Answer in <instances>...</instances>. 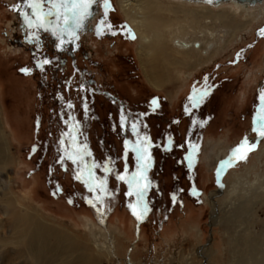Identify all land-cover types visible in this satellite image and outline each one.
<instances>
[{
  "label": "rangeland",
  "instance_id": "1",
  "mask_svg": "<svg viewBox=\"0 0 264 264\" xmlns=\"http://www.w3.org/2000/svg\"><path fill=\"white\" fill-rule=\"evenodd\" d=\"M16 1L0 0V264H32L30 255L16 252L24 229L14 219L33 211L102 250L104 255L92 251L95 264H258L264 257V137L257 139L252 120L264 88V36L258 34L264 28V0H241L258 6L255 18L243 16L248 22L240 28H224L215 20L212 58L186 72L173 71L168 91L152 87L139 67L136 35L119 0H112L108 15L122 33L100 38L90 26L76 30L75 38L65 32L67 42L49 47L47 54L17 42L27 26ZM157 1L176 9L169 16L184 21L189 17L182 10L191 8L200 13L209 8L212 15L224 10L239 18L231 0ZM91 8L94 13L96 4ZM193 31L179 33L201 36ZM29 32L43 45L50 30ZM45 57L51 62L41 71L35 63ZM194 87H207V95L185 113ZM69 114L73 119L66 124ZM245 136L255 148L217 177L219 161ZM138 137L151 142L146 175L152 182L145 196L150 211L139 222L128 207L136 197L127 196L129 186L116 179L137 170L132 145ZM185 140L199 145L191 168L184 160L187 145L178 147ZM84 146L91 153L85 163L97 165L92 173L106 179L111 193L103 196L100 214L84 199L94 193L75 178L79 161L60 162L64 149Z\"/></svg>",
  "mask_w": 264,
  "mask_h": 264
},
{
  "label": "bare ground",
  "instance_id": "2",
  "mask_svg": "<svg viewBox=\"0 0 264 264\" xmlns=\"http://www.w3.org/2000/svg\"><path fill=\"white\" fill-rule=\"evenodd\" d=\"M244 1L231 0V6L239 11V18H236L234 14L223 12L224 10L212 15L209 8L201 13L197 9L191 8L182 10L183 15L189 17L187 21L177 17L173 18L174 15L173 17L169 16V13L177 12L176 9L163 7L157 0H119L118 5L126 22L136 35L137 58L145 78L152 87L168 91L173 71L186 72L212 58L214 44L209 38L211 37L210 29L215 20H218L224 28H240L243 26L241 22L245 24L248 22L243 21V16L255 18L253 9L255 10L258 5L251 6L249 2ZM221 3L223 2H219V4ZM93 17V14L88 17V26L93 23ZM187 28L194 29L193 33H201V36L196 34L184 38L185 36L183 37L179 32ZM208 31L210 32L208 33ZM179 54L182 56L178 57ZM187 74L189 73L187 72ZM0 166L2 165L0 164ZM231 192L229 190L228 194ZM252 194V197L255 194L257 199L260 197V194H257L255 190ZM11 206L14 207V205ZM35 213L34 211L33 213H24L22 216L19 215L20 217H17L16 220L14 219L15 223H19L24 229V232L20 234V240H18L17 253L30 255L32 264H95L96 255L92 253L95 250L93 245L90 246L80 237L70 236L65 233L66 231L60 229L61 227L56 228L50 223L48 224ZM76 251L79 254L72 261L70 257ZM95 251L104 255L102 250L96 249ZM43 258L47 261L44 260V262ZM110 259L111 257L108 260ZM258 264H264V257Z\"/></svg>",
  "mask_w": 264,
  "mask_h": 264
},
{
  "label": "snow or ice",
  "instance_id": "3",
  "mask_svg": "<svg viewBox=\"0 0 264 264\" xmlns=\"http://www.w3.org/2000/svg\"><path fill=\"white\" fill-rule=\"evenodd\" d=\"M42 2L43 0H22L23 5L27 6V8L31 9V15L24 8L21 7L20 3H17L15 7L19 10L20 15L24 18V23L29 29L32 28H44L45 30L51 29L53 35H58L57 29H59V42L56 44V47L59 49L63 46L65 41L63 38V34L66 32L67 35L71 38H75L76 30L82 29L84 27V22L87 17L91 14L89 9L92 4L96 2V0H72L71 8L67 5V0H61L60 4L56 3V0H49V3L52 4V7L49 8L47 13L42 11ZM208 2H212V0H208ZM61 5L63 6V13H61ZM104 8V12L101 16L100 21L95 26V34L97 36L103 35L104 32H109L112 35H115V32H112V25L109 24L106 20L108 9L110 7L109 0H103L102 4ZM53 9H55V21L47 20L48 16H52ZM34 17V18H33ZM258 34L264 36V28L258 30ZM34 33H29L26 39H30ZM127 35L130 38H135L130 30H127ZM38 46V45H37ZM239 56V53H237ZM51 61L45 57L41 60H37L35 63V67L44 70V65L49 64ZM21 72L28 73L31 71L29 68H21ZM84 86L81 85V88ZM207 87L204 89L193 88L192 93L188 97V101L191 104V108L187 105L184 108L185 113H189L192 108H196L203 100V97L207 95ZM259 105L256 109V112L253 115L252 120V131L256 134L257 139L260 137H264V88L260 89L259 92ZM152 105H157V101L154 98L151 101ZM68 108L72 107L71 102L69 101L67 104ZM87 107V105H85ZM73 118L69 114L68 119L65 121L68 124V121H71ZM121 122L123 125V121L125 120L124 115L122 114ZM193 124H196L197 121L195 118L192 120ZM202 123V121H201ZM70 128H75V125H69ZM137 125L133 123L132 128L135 131ZM70 135V133H62L61 136ZM75 137H72V140L75 141ZM64 141L61 139L60 144L63 145ZM150 141L147 137H138L137 142L132 145V150L137 154V170L131 173L130 176H127L124 173H119L116 175L117 180H123L129 187L128 191L125 193L127 196H135L136 199L133 203H129L128 207L132 212V215L135 217L137 222L143 220L146 214L150 211L147 202L145 201V196L148 192V189L151 187V181L148 180L146 175V170L149 167V163L151 161V155L148 153V148L150 147ZM187 145V149L184 155V160L187 161L188 167L191 168L193 165V161L196 153L199 150V145L193 141L185 140L182 144L178 145V147L183 148ZM125 151H127L129 142L127 140L124 141ZM254 143H250L248 138L245 136L237 143L233 148L230 149L229 155L219 161L216 175L219 177L221 171L226 167L231 165L234 160H244L247 158V154L255 148ZM164 147L167 149L169 145L165 143ZM90 156L91 153L87 152L86 146L83 149L77 147L75 150L64 149V155H61L60 162L62 163L67 157V159L71 160L73 164L78 163V167L80 171L76 173L75 178L77 180H82L84 186L89 189L92 193H94L93 197L89 199L88 197H84L86 203L90 204L94 209L97 210V213L100 214L103 209V196L111 195V193L107 189L106 179L97 180V178L92 173V168L97 167L96 164L88 165L84 161V156ZM87 170V177L83 175V172ZM105 172L111 171L110 168L105 166ZM217 183H219V179H217ZM97 187H99L100 194L95 195L97 191ZM59 189H57L58 191ZM195 194V193H194ZM173 200H175V194H173Z\"/></svg>",
  "mask_w": 264,
  "mask_h": 264
},
{
  "label": "flooded vegetation",
  "instance_id": "4",
  "mask_svg": "<svg viewBox=\"0 0 264 264\" xmlns=\"http://www.w3.org/2000/svg\"><path fill=\"white\" fill-rule=\"evenodd\" d=\"M57 1V0H56ZM17 3H20V5H21V7L22 8H24L29 14H30V12H31V9L30 8H27V6H25V5H23V3H22V0H17L16 1V4ZM71 3H72V0H68V7L69 8H71ZM95 4H96V6H97V8L94 10L95 12L93 13V9H92V12H90L91 14H93L94 15V23H90L89 24V26H90V28H91V30H92V33L93 34H95V26L97 25V23L100 21V19H101V16H102V14H103V12H104V8H103V6H102V4H103V0H96V2H95ZM109 5H110V7H109V9H108V13H109V11L110 10H112V0H109ZM52 7V4L51 3H49V0H43V2H42V11L44 12V13H47L48 12V10H49V8H51ZM29 10V11H28ZM108 13H107V17H106V20H107V22L109 23V24H111L112 25V32H115L116 34L115 35H118L119 33H122L121 32V30H122V27H120V26H118L117 24H114L111 20H110V18H109V15H108ZM90 14V15H91ZM89 15V16H90ZM88 16V17H89ZM88 17H87V19H88ZM47 20H49V21H53V19H52V16H48L47 17ZM89 27L88 26V21H86V23L84 24V27ZM50 30V32H49V38H46L45 39V41H44V43H43V45H42V43L40 42V40L36 37V36H32L30 39H26V37L29 35V31H30V29L27 27L26 28V32L23 34V36L21 37V38H19V39H17V42L20 44V45H24V44H30L31 46H33L34 47V49L36 50V52H38V53H45V54H47L48 53V51H50V50H48V48L49 47H53V46H56V44L59 42V31H58V35H53L52 34V31H51V29H49ZM105 36H114V35H112L111 33H109V32H104V34L103 35H100L99 37L100 38H102V37H105ZM54 37H56V38H54ZM61 38H63V39H65L64 38V36H62ZM49 39L51 40V42H49ZM55 39H56V41H55ZM56 42V43H55ZM38 45V46H37ZM46 50V51H45Z\"/></svg>",
  "mask_w": 264,
  "mask_h": 264
},
{
  "label": "water",
  "instance_id": "5",
  "mask_svg": "<svg viewBox=\"0 0 264 264\" xmlns=\"http://www.w3.org/2000/svg\"><path fill=\"white\" fill-rule=\"evenodd\" d=\"M226 169H227V166L223 169L220 177L224 176V173H225ZM221 184H222V182H221V179L219 178V185L221 186Z\"/></svg>",
  "mask_w": 264,
  "mask_h": 264
}]
</instances>
